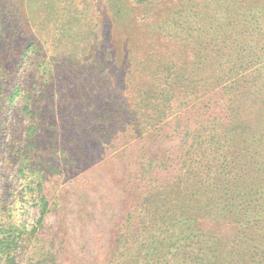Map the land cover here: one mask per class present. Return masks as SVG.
Listing matches in <instances>:
<instances>
[{"label": "trees", "instance_id": "trees-1", "mask_svg": "<svg viewBox=\"0 0 264 264\" xmlns=\"http://www.w3.org/2000/svg\"><path fill=\"white\" fill-rule=\"evenodd\" d=\"M102 1L0 0V131L22 103L14 159L60 219L0 225V264H264V0ZM56 103L74 136L43 144Z\"/></svg>", "mask_w": 264, "mask_h": 264}, {"label": "rangeland", "instance_id": "rangeland-1", "mask_svg": "<svg viewBox=\"0 0 264 264\" xmlns=\"http://www.w3.org/2000/svg\"><path fill=\"white\" fill-rule=\"evenodd\" d=\"M95 2L96 11L100 14L97 15L96 20L98 22H107V11L102 6L104 1L102 0H92ZM18 45V43H17ZM33 70H36L38 67L33 64L31 66ZM37 71H39L37 69ZM29 73V74H28ZM37 73V72H36ZM28 74V75H26ZM38 74V73H37ZM96 73H94L95 75ZM38 77L35 72H27L25 73L24 70H20L18 74V80L20 82L23 81L24 84H28L32 77ZM100 76H98V79ZM71 82H81L84 83L88 81L89 77L80 78L76 74L72 76L63 75L58 79L57 88V95L58 98L61 96L64 97L67 93L70 92L71 87L68 86V81ZM23 104L18 102H12L9 107L7 108V112L5 115L7 126L6 128L0 131V225L5 224H20L28 231H32L37 228L38 238L45 242L46 238L48 241L51 240V237L56 235V229L58 228V222L60 219L55 216V214H48L44 221V226L41 228L37 220L41 214V207L38 203H35V194L30 192L24 188V182L20 177L18 164L14 159V156L17 154V146L14 144L13 135L16 132L23 131L25 126L28 124V119L25 114L21 112ZM48 106H44L46 110ZM54 108V119L58 127H50L42 132L40 135L41 143L46 144L50 141L51 138L55 141H60L62 144H67L70 142L72 137L74 136L73 132L68 131L65 124L67 121H70L68 117H66L65 108L66 106L62 103H56L53 106ZM67 131H63V130ZM90 169L84 168L82 171L76 174L80 179H78V183L82 188L90 189L92 186V178H84L88 175ZM89 177V176H88ZM69 177L65 176L63 178L62 185H66L69 182ZM74 199V196H70L71 203ZM76 206V205H72ZM73 219L75 218V213H73ZM70 221V220H68ZM55 232V233H54ZM77 236L78 231L76 232ZM37 238V239H38ZM36 241L33 244H39L41 250L43 252H47L48 249L44 248L43 243ZM25 243L22 244L21 248L26 247ZM43 247V248H42ZM80 247V244L77 248ZM35 248L38 247H34ZM32 250V248H31Z\"/></svg>", "mask_w": 264, "mask_h": 264}]
</instances>
